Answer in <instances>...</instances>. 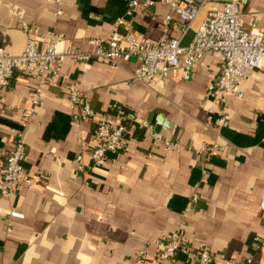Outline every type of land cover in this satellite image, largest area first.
Here are the masks:
<instances>
[{
	"label": "crops",
	"instance_id": "1",
	"mask_svg": "<svg viewBox=\"0 0 264 264\" xmlns=\"http://www.w3.org/2000/svg\"><path fill=\"white\" fill-rule=\"evenodd\" d=\"M128 1L0 0V45L18 54L28 37L45 48L57 33L66 47L92 51L93 37L127 28L152 40L167 28L180 36L177 15L166 26V3L138 5L127 16ZM224 1L201 8L184 44ZM11 6L24 11L29 33ZM242 12L247 26L264 27V0H248ZM119 17L128 24L117 25ZM221 60L220 52L210 51L188 79L132 84L135 57L112 64L67 56L56 84L16 73L0 87V164L22 130L24 165L34 177L31 184L17 183L13 194L0 195V264H193L183 253L155 257L152 241L174 230L193 246L213 250L214 264H264V245L258 244L264 238V72L248 70L219 105L209 85ZM71 79L97 112L121 104L152 129L130 125L120 148L79 170L80 153L85 165L92 162L96 123L94 117H74ZM213 144L214 152H202ZM12 209L23 216H10Z\"/></svg>",
	"mask_w": 264,
	"mask_h": 264
},
{
	"label": "built area",
	"instance_id": "2",
	"mask_svg": "<svg viewBox=\"0 0 264 264\" xmlns=\"http://www.w3.org/2000/svg\"><path fill=\"white\" fill-rule=\"evenodd\" d=\"M213 0H129L126 15L133 13L135 7L154 6L158 2L166 3L171 11L166 17L169 26L173 15L179 17L181 23L180 36L171 35L165 29L157 40L143 38L132 29L116 30L105 38L93 37L91 43L95 48L85 51L74 46L65 45V38L57 33H51L45 48L38 47L36 38L27 39L24 50L18 54L6 53L0 45V87L11 83L16 73L36 77L41 83L56 84L61 75V66L67 56L86 60L91 57L101 58L112 64L120 60L135 57L139 66L132 74L130 83H153L157 78L172 77L190 78L204 55L210 51L222 54L221 67L217 78L209 85V93L213 101L222 105L226 94L248 76V70L257 69L264 72V27L247 26L242 9L248 0H225L220 7L210 9L201 20L192 39L184 44L182 39L192 22L198 17L201 8ZM11 10L21 17L24 31H30V25L24 11L11 6ZM117 25H127L124 17L116 19ZM72 105L77 107L76 119L95 118L94 135L97 143L89 149L92 159L90 165H85L83 154L77 156L78 169L99 165L109 152L120 148L130 125L140 126L146 130L152 129V124L121 104H113L104 112H97L90 100L79 89L75 80L68 84ZM33 108L30 110L32 111ZM220 120H224L221 117ZM177 146V142L168 143ZM216 144L204 145L202 152L212 153ZM26 143L23 131L17 132L12 146L0 164V195L9 196L15 192L17 183L31 184L34 177L26 171L24 162ZM264 206V196L261 200ZM10 216L22 217L23 214L12 209ZM258 244L264 245V238H259ZM154 255L157 259H174L179 253L185 254L193 264H214L216 253L208 247H195L185 238L182 230H174L165 237L152 241ZM146 250L141 249L139 255L144 257Z\"/></svg>",
	"mask_w": 264,
	"mask_h": 264
}]
</instances>
